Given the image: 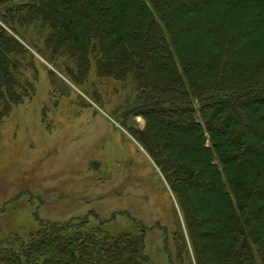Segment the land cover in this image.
Returning a JSON list of instances; mask_svg holds the SVG:
<instances>
[{
	"label": "trees",
	"instance_id": "1",
	"mask_svg": "<svg viewBox=\"0 0 264 264\" xmlns=\"http://www.w3.org/2000/svg\"><path fill=\"white\" fill-rule=\"evenodd\" d=\"M20 39L74 84L93 62L136 83L129 114L146 127L129 131L176 198L195 264H264V0H0V123L35 91ZM0 264L155 263L145 231L75 220L0 238Z\"/></svg>",
	"mask_w": 264,
	"mask_h": 264
},
{
	"label": "rangeland",
	"instance_id": "2",
	"mask_svg": "<svg viewBox=\"0 0 264 264\" xmlns=\"http://www.w3.org/2000/svg\"><path fill=\"white\" fill-rule=\"evenodd\" d=\"M21 42L34 55L35 91L0 123V238L86 220L113 236L145 231L155 264H195L176 198L129 131L146 127L129 114L136 83L100 77L93 62L74 84L64 60Z\"/></svg>",
	"mask_w": 264,
	"mask_h": 264
}]
</instances>
